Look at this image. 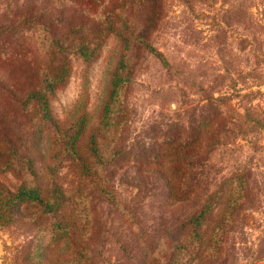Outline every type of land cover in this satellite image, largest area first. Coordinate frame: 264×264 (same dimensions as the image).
Instances as JSON below:
<instances>
[{"label":"rangeland","instance_id":"rangeland-1","mask_svg":"<svg viewBox=\"0 0 264 264\" xmlns=\"http://www.w3.org/2000/svg\"><path fill=\"white\" fill-rule=\"evenodd\" d=\"M239 1L163 0V17L152 42L171 67L165 68L143 49L131 54L133 74L120 93L124 108L114 112L104 127L108 128L107 138L115 135L110 143L115 159L102 167L108 185L100 190L89 188L86 202L81 203L90 214L89 223L78 222V216L72 223L71 216L67 227L71 233L58 230L54 236L45 230L53 218L41 215L35 207L22 205L17 221H2L0 210V264H33L37 253L46 263L55 264L67 259L78 245L84 246L79 264H165L170 256L186 264H264V121L248 123L249 114L264 106V15L260 19L262 44L254 54L246 44L242 9L226 11L228 3L239 5ZM47 4V0H0V26L12 23L27 5L44 12ZM60 11L63 13L57 15ZM67 13L65 7L55 9L45 19L58 18L63 23ZM258 49L262 52L257 56L256 74L249 67L255 63ZM118 55L120 46L114 35L107 37L92 61L69 52L68 79L49 93L48 105L61 127L70 132L71 124L82 123L80 146L97 132L100 121L108 119L103 109ZM199 84L207 91L198 90ZM212 91L223 93L233 108L214 129L227 137L212 144L202 161L190 168L196 190L186 200L172 203L162 178L167 163L160 168L140 163L146 156L154 159L155 149L157 159L165 157L163 150L172 139L175 146L186 132L194 134L200 116L208 111L205 95ZM15 127L10 122L5 125L11 140ZM34 148L44 156L33 155L36 172L58 182L67 195V216L76 215L69 209L79 188L77 166L64 159L53 172H46L47 132ZM235 172L242 173L248 184L235 222L225 227L208 251L204 243L221 211L215 208L211 218L198 226L199 235L181 245L192 229L186 224L189 214ZM21 179L19 170L0 164V189L15 191ZM34 249L37 253L30 255Z\"/></svg>","mask_w":264,"mask_h":264},{"label":"trees","instance_id":"trees-1","mask_svg":"<svg viewBox=\"0 0 264 264\" xmlns=\"http://www.w3.org/2000/svg\"><path fill=\"white\" fill-rule=\"evenodd\" d=\"M47 2L44 12H38L31 5H27L15 16L12 23L0 26V164L4 168L17 169L22 173L21 182L15 191L0 189V210L3 211L2 221H17V210L22 205L35 207L41 215L53 218L51 226L45 230L56 236L58 230L67 235L71 233L67 228L71 224V216L72 223L78 220V216V222H85L84 225H87L90 214L85 204L81 203L86 202L89 188L97 187L100 190L108 185L102 167L115 159V153L110 151V143L115 135L107 138L108 128L104 127L111 122L114 112H121L124 108L120 103V93L128 86L133 74L131 54L143 49L158 59L165 68L171 67V64L152 42V36L160 27L163 17V0ZM238 4L228 3L226 11L231 13L243 10L240 16L245 20L248 33L246 44L252 46L255 54L256 47L262 44L263 24L260 19L264 15V0H240ZM64 7L68 13L63 23L58 18L45 19V14ZM62 13L60 11L57 15ZM110 35L116 37L120 55L109 79L110 90L103 109L108 119H101L97 132L89 135L83 146H80L82 123L77 121L71 124L70 132L67 127H61L51 113L48 96L68 79L71 71L69 52L78 53L85 61H92ZM258 51L255 63L249 67V71L256 74L259 73L257 56L262 49ZM198 90L207 91L200 84ZM205 96L209 101L208 111L200 116L195 133L192 134L191 130L186 132L175 146V140L172 139L171 145L163 150L167 152L165 157L157 159L158 153L155 149L154 159L146 156L140 163L156 165L158 168L167 163L162 178L167 196L172 197V203L186 200L196 190L195 181L189 177L190 168L202 161L203 155L212 144L227 137V134L219 135L217 129H214L232 114V106L223 93L215 95L212 91ZM260 121H264V106L249 114L248 123ZM8 122L16 126L13 140L5 132ZM113 131L114 129L111 134ZM46 132L50 148L44 165L46 172H53L64 159L73 162L78 168L79 188L73 198V206L69 209L71 212L76 211V215L72 213L67 216V195L58 182L46 176V173L44 175L36 172L34 168L33 155L44 158L34 146L36 140L44 137ZM247 185V179L239 172L230 174L219 183L216 190L187 217L186 224L192 229L181 245L199 235L198 226L211 218L212 210L217 208L221 211L204 243V248L208 251L213 249L225 227L235 222L247 196ZM179 244L180 242L175 245V249ZM83 249V245L72 248L67 259L55 264H79L83 259ZM34 253H37L36 249L30 255ZM34 258L33 264H49L42 254L37 253ZM164 263L186 264L187 261L181 262V258L170 256Z\"/></svg>","mask_w":264,"mask_h":264}]
</instances>
